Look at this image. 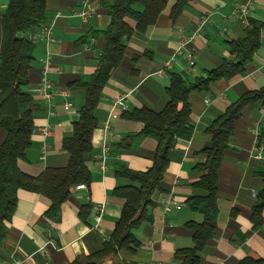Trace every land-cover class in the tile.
Instances as JSON below:
<instances>
[{"label": "crops", "instance_id": "0c3cea01", "mask_svg": "<svg viewBox=\"0 0 264 264\" xmlns=\"http://www.w3.org/2000/svg\"><path fill=\"white\" fill-rule=\"evenodd\" d=\"M8 2L0 0V45L1 15ZM176 2L167 0L153 24L123 39L122 59L110 72L94 110L97 124L85 159L90 182L85 189L72 186L53 218L45 214L49 198L18 189L0 246V264H180L179 251L193 246L189 224L203 220L202 214L189 206L191 197L199 193L193 184L204 174L198 166L206 155L199 151L210 145L209 128L229 104L248 91L264 87V32L242 74L189 93L192 136L177 138L169 151L161 188L152 195L153 205L147 207L152 220L131 231L139 246L96 255L111 236L125 202L113 193L115 187L127 183L117 171L121 167L148 170L157 146L154 138L137 136L143 122L125 117V110L115 106V100L123 97L128 111L146 108L160 112L169 99L167 87L172 74L193 81L223 61L232 60L235 54L230 51V42L245 37L249 20L264 21V0H186L172 18ZM240 6L246 9L245 21L233 15ZM83 8L92 12L87 18L76 14ZM45 16L35 34L34 59L27 75L34 128L26 158L17 160L19 169L31 176L67 165L69 154L62 142L72 134V123L86 93L80 83L89 81L95 72L103 46L101 31L110 22L99 0H46ZM127 23L135 26L132 20ZM47 24L51 25L49 38L42 34ZM186 39L190 40L182 47ZM189 53L193 66L189 65ZM169 58L172 63L165 68ZM43 75L52 84L50 104L32 90ZM61 89L70 91L68 109L63 107L66 98L58 93ZM112 113L117 116L112 117ZM43 127L51 130L49 136L42 134ZM5 135L0 128V144ZM263 171L264 103L257 102L244 107L228 137L217 172L216 227L198 254V264H237L247 257H264V196L256 221L252 219L253 206L264 188ZM97 205L103 208L95 228ZM86 206H90L89 213Z\"/></svg>", "mask_w": 264, "mask_h": 264}, {"label": "trees", "instance_id": "16d2710c", "mask_svg": "<svg viewBox=\"0 0 264 264\" xmlns=\"http://www.w3.org/2000/svg\"><path fill=\"white\" fill-rule=\"evenodd\" d=\"M45 2L46 0H9L1 15L0 128L6 131V135L0 144V246L16 206L18 189L37 192L49 198L51 203L45 214L53 218L70 194L72 186L90 182L85 159L91 151V133L97 124L94 110L110 72L122 59L125 48L123 39L128 38L135 30L142 31L153 24L167 0H99L106 7L110 22L101 31L103 46L95 72L89 81L80 83L86 88L84 104L72 123L71 136L64 138L62 142V148L69 154L68 163L65 167L46 168L38 176H31L19 169L17 160L26 158V149L30 145L34 128L30 107L32 96L27 75L34 59L35 34L46 21ZM185 2L186 0H177L171 10L172 18L180 13ZM128 19L134 21V27L127 23ZM262 32L264 21L249 20L245 37L230 42V51L235 54L232 60L223 61L220 66L193 81L182 75L172 74L167 87L169 99L160 112L146 108L123 112L125 117L142 121L143 128L137 136L152 137L157 146L148 170L142 172L121 167L117 171L127 183L115 187L113 193L122 197L125 202L111 236L104 242L101 252L96 254L98 257L120 249L134 250L139 246L131 231L152 220L147 207L153 205L152 195L161 188L163 174L169 163V151L177 138L190 139L192 136L193 129L189 125V93L206 89L213 81L242 74L245 64L259 45ZM257 102L264 103V87L239 96L209 128L210 145L199 151L206 155L198 166L204 174L193 184L199 193L189 200V206L201 213L203 220L198 224H189L194 244L179 251L182 256L180 264H198V254L214 232L218 211L217 172L222 154L234 123L244 107ZM261 175L264 181V171ZM263 196L264 188L259 194L260 199L253 206L254 222L263 206ZM84 208L86 212H90V206ZM84 208L81 209L80 216ZM127 229L129 231L124 236ZM237 264H264V257L259 260L247 257Z\"/></svg>", "mask_w": 264, "mask_h": 264}, {"label": "built area", "instance_id": "2783aa9c", "mask_svg": "<svg viewBox=\"0 0 264 264\" xmlns=\"http://www.w3.org/2000/svg\"><path fill=\"white\" fill-rule=\"evenodd\" d=\"M85 7V4L84 6ZM91 10L88 8H83L80 11L76 12V14L82 18H87L88 16L91 15ZM235 17H238L242 20L245 21L246 19V9L243 6H240L238 9H236V11L233 14ZM50 30H51V25L47 24L46 26H44L43 30H42V34L45 38H49L50 36ZM190 39H186L183 40L181 45L182 47L185 46L187 44V42ZM188 58H189V65L193 66L194 65V61L192 59V54H188ZM172 63V58H169L166 62H165V68L170 67ZM46 71V60L44 63V67H43V72L45 73ZM33 92H35L36 94L40 95V97L46 101L48 104L51 103L52 101V96H53V91H52V84H51V80L49 78H47L45 75L42 76L41 82L38 86H36L34 89H32ZM60 95H62L63 97H65L66 99L63 101V107L65 109H68L71 106V102L68 100L69 96H70V91L68 89H61L58 92ZM115 106L117 107H121L122 110H127V106L123 100V97H119L115 100L114 103ZM112 117H116L117 115L112 113L111 114ZM51 133V130L48 127H43L42 128V134L47 137L49 136ZM46 146V143H44V146ZM86 185L84 183H80L76 185V189H85ZM102 206L101 205H97L94 207V220H95V228H98V223L100 221L101 218V213H102ZM14 264H18V263H14Z\"/></svg>", "mask_w": 264, "mask_h": 264}, {"label": "water", "instance_id": "95a60500", "mask_svg": "<svg viewBox=\"0 0 264 264\" xmlns=\"http://www.w3.org/2000/svg\"><path fill=\"white\" fill-rule=\"evenodd\" d=\"M128 231H129V230L127 229L126 232H125V234H124V236L127 235Z\"/></svg>", "mask_w": 264, "mask_h": 264}]
</instances>
